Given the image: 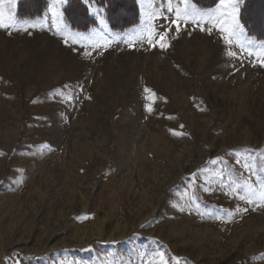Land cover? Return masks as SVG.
<instances>
[{"label":"rangeland","instance_id":"1","mask_svg":"<svg viewBox=\"0 0 264 264\" xmlns=\"http://www.w3.org/2000/svg\"><path fill=\"white\" fill-rule=\"evenodd\" d=\"M21 1L0 0V264H264V210L236 213L229 188H264V39L244 0L243 50L204 15L220 0H172L204 22L179 33L162 0H136L121 29L95 0L88 29L67 22L68 0L29 18ZM250 6L264 18V1Z\"/></svg>","mask_w":264,"mask_h":264},{"label":"snow or ice","instance_id":"2","mask_svg":"<svg viewBox=\"0 0 264 264\" xmlns=\"http://www.w3.org/2000/svg\"><path fill=\"white\" fill-rule=\"evenodd\" d=\"M63 2V0H61ZM167 4V11L173 12L175 11V18L170 20L171 24L176 25V31L179 33L180 31V25L179 21L181 19L184 20V23L187 24L189 21L192 23H196L200 25V30L205 31V28L203 26L204 22L199 19V14L196 12L195 7L192 8L185 7L184 9H180L179 7L173 9L172 6V0H162V5ZM243 3V0H220V7L222 11H219V16H215L213 13L208 12L204 13L208 17L209 21H214L216 19H219V17H223V19L220 20L218 24H214V27L216 30L221 33V39L223 40V43L225 46H227L229 49L233 46H238L242 50L245 48V45L241 43V38L245 35L244 26L240 24L239 20L237 19V12L239 9V6ZM102 10L97 9L96 13L94 15H98ZM157 17H163V12H157L155 16L150 17V20H154ZM167 19V17H164ZM101 27L104 29V31H107V25L105 24L104 20L101 19L99 21ZM0 27H8V25L3 23V19L0 18ZM151 30L155 31V26L150 25ZM61 33H63V29H58ZM207 32L209 34H212L213 27H208ZM168 29L165 28V31L160 34V40L158 41L159 47L161 49L167 48L168 44L164 42L165 36ZM77 36H80V34H77ZM147 39V37H145ZM64 42L67 44L68 40L67 37H65ZM78 41L76 39H73V44H76ZM127 42V41H125ZM149 43L151 44V40H149ZM248 45H252V41L249 40ZM110 46V45H109ZM133 45H129V47H132ZM155 46V45H151ZM264 47V44L261 45ZM99 47V46H97ZM87 55H91V53H86ZM251 55V52L248 53ZM229 57H236L237 53L232 50H228L226 53ZM264 56V53L261 54ZM260 66L264 67V58H262L260 61ZM65 88L68 86L65 85ZM145 91H149L148 89H145ZM151 109H149L150 111ZM177 134V133H174ZM0 155H3V153H0ZM213 164L216 163L215 160L211 161ZM239 163V161H237ZM245 167H248V165H245ZM199 171V170H198ZM223 173H219V175H222ZM192 175H196V173H193ZM230 188V194H236V199L239 201H244L246 203V207L241 208L240 206H237L235 209L236 213H247L249 209L251 208L252 211L257 210H264V188H261L259 192L254 188L253 184L249 182V180H244L242 183L237 184L233 182L232 185L229 186ZM183 208H180V211H183ZM228 215H232V213H228ZM215 219L219 220L221 219L220 216H215ZM160 260L162 261V264H167V261L164 260V253H159ZM16 264H19V262H16Z\"/></svg>","mask_w":264,"mask_h":264},{"label":"trees","instance_id":"3","mask_svg":"<svg viewBox=\"0 0 264 264\" xmlns=\"http://www.w3.org/2000/svg\"><path fill=\"white\" fill-rule=\"evenodd\" d=\"M30 0H22L19 4L18 13L19 16L23 17H33L34 15L41 13L44 8L45 2L44 0H39L38 4L34 5L32 11H28L29 7L25 6ZM98 5H102L106 10L107 21L111 28L121 29L133 24L138 16V5L136 0H125L126 4L123 6L122 3L119 4L120 0H95ZM118 1V2H117ZM201 7H209L212 6L214 0H191ZM263 2L264 0H244L242 5V12L240 14L241 22L243 25L252 33L259 36L261 39H264V18L255 22H250L247 20L246 12L248 8H250L251 4L255 2ZM130 3V4H128ZM258 7V6H257ZM256 7V8H257ZM263 7V6H262ZM72 9H76L79 12H82L83 18L82 21L84 23H79L72 18ZM118 9H121L119 15L117 16V20H115L116 16L114 15ZM264 10V7H263ZM64 16L69 24L76 29H88L91 25L94 24V19L90 16L88 8L84 5L82 0H68V4L64 9ZM124 14V15H123ZM82 24V25H81ZM258 25V26H257Z\"/></svg>","mask_w":264,"mask_h":264}]
</instances>
